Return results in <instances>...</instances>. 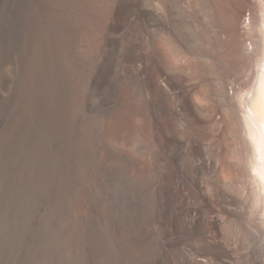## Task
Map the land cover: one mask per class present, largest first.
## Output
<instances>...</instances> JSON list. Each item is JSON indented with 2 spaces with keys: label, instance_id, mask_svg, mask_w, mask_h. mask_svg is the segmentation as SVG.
Returning a JSON list of instances; mask_svg holds the SVG:
<instances>
[{
  "label": "bare ground",
  "instance_id": "6f19581e",
  "mask_svg": "<svg viewBox=\"0 0 264 264\" xmlns=\"http://www.w3.org/2000/svg\"><path fill=\"white\" fill-rule=\"evenodd\" d=\"M34 2L55 36L50 54L55 66L45 49L25 50L29 72L22 82L17 78L20 90L0 137V164L17 152L22 140L28 145L22 160L28 168L10 169V175L7 171L5 203H0L7 233L21 230L20 220L30 217L29 201L41 191L37 185L43 175L36 161L45 159V121L60 78L67 106L77 117L87 108L86 92L92 97V83L94 90L109 94L120 107L111 120L116 138L139 153L135 161L117 146L100 143L120 163L126 185L135 193L130 204L121 205V218L126 223L132 210L139 225L133 232L125 224L120 236L116 221L110 220L108 264H137L143 249L155 259H172V264H236L243 233L251 231L250 239L255 231L264 242V0H0V104L5 92L18 87L16 36ZM95 45L104 52L98 60L92 56ZM122 88L136 99V108L118 99ZM135 117L138 127L130 123ZM130 169L143 178L133 177ZM90 194L80 201L92 210ZM50 202L49 219L41 220L37 231L45 252L37 255L38 261L35 256V264H92V219L67 209L62 198Z\"/></svg>",
  "mask_w": 264,
  "mask_h": 264
},
{
  "label": "rangeland",
  "instance_id": "374dc122",
  "mask_svg": "<svg viewBox=\"0 0 264 264\" xmlns=\"http://www.w3.org/2000/svg\"><path fill=\"white\" fill-rule=\"evenodd\" d=\"M33 4H36V5L31 7ZM29 6L30 7H28L27 16L25 18L26 19L25 22L27 21V23L23 22L24 24H22L21 29H20L21 32H19L20 35L18 34L16 36V38L19 37L20 39L16 40L18 42L17 43V48H18L17 50H19L18 51L19 54L17 55L18 57L16 59V61L18 60L16 62V64H17L16 67H18V68H16V70H18V72L16 71V74H18V73L19 74L17 75V77L16 76L14 77L15 86H16V84H17V86H18V84L20 86L21 82L24 80L25 76L29 72V69L27 68V67H29L28 63L26 65V62L28 60L27 58L29 57V53H27L28 51H31L32 49H37V51L43 52L45 49V54L47 56V60H49L48 62L50 64H52V61L54 60L52 55H50V54H52L53 44L55 43V36H54V33H52L53 30H51L50 25L48 23H46L45 19H43V21H42L43 14L41 13L42 12L41 7L39 5H37V3H35V2ZM36 7H37V9H36ZM30 8L31 9L34 8V9H32L30 11ZM28 15H30V16H28ZM44 21H45V24H44ZM33 24H35V25H33ZM31 26H32V28H31ZM23 27L25 30L23 29ZM43 27H45V28H43ZM48 28H49V30H48ZM27 29H28V32H27ZM49 31L51 32V34L49 33ZM44 32L48 33L47 35H49V36L44 34ZM45 35H46V38H45ZM43 37L46 39L44 48H42L43 47L42 40L44 39ZM47 38H49V40ZM22 41H23V43L24 42L25 43L22 44ZM95 46H96V48L94 46L92 48L93 49L92 50V56L98 60L99 57H101V55H103L102 53H104V52H103L102 48H100L97 45H95ZM21 48H22V50H21ZM96 54H97V56H96ZM21 56H23V57H21ZM25 56H26V58H25ZM50 58H53V59H50ZM50 60H52V61H50ZM23 62H24V64H23ZM54 62H55V60L53 61V65L55 66ZM95 62H97V61L94 60V62H92V68H94L93 66H95L94 65ZM53 65H51V66L53 67V69H55V67ZM25 68H27V69H25ZM24 72H26V73H24ZM17 78L20 80L22 78L23 79L20 82ZM56 78H57V76H56ZM57 79L54 82V86H55L54 88L55 89L53 88V90H52V95H51L52 101L50 100V105H49L50 108H48L49 111H47L48 112L47 115L49 117L46 116V121H45V123L46 122H48V123L45 124V131H44L45 132V134H44L45 140L48 141L49 139H51L50 140L51 144L47 141H45V143L47 142L46 144L44 143V145L46 147L45 149L46 150L49 149L50 152H48L44 149L45 155H43L44 157H42V160L45 158L44 160L46 162L44 160H43V162L36 161V165L38 166V168L40 165V172L43 175V179L38 182L39 185H37V187L40 188V190L43 192H41L39 190L40 192H38V195L36 197L37 201L35 199L33 200V202H31V200L29 201V203H28L29 205H28L27 209L29 211L31 210L30 211V217L28 219V216H26L27 218L24 217L20 220V223L22 225L21 227L24 229L21 228V230L19 229V231L17 230V232L13 233V235L12 234L10 235L7 233V230H6L7 221L0 220V264H29L31 262V260H33L32 262H34L35 258L37 257V255L39 253L43 254L45 252L44 249L40 247L41 245L37 240V236H38V232H39V224L42 221H48L49 213L47 211H50V208H51V204H49V203H51L50 201H52L56 197L64 199V201L66 203L65 206H67L66 207L67 209L70 206L69 210L72 209L75 213H79L83 216H88L89 219H92V225H91L92 228L90 226V229H89L90 232H88V235L92 240V264H108L106 250H107V246H108L107 240H108V238H110L109 231H108V228H109L108 223L110 222V220L113 219L112 221H116L115 223H116L117 235L121 236V234L123 232L125 233V228L123 227V226H125V224L126 225L130 224L131 228H133V232L138 231L139 225L137 224V221H135V219H134V217H136V214L133 213L131 215L130 212H132V210H130L128 217L131 218V221L127 217L128 219L126 218V223H125V220H123L124 218H121L122 216L120 215L121 213L119 212L120 211L119 209L121 208V205H124V202L128 205L135 199V193L133 192V195H132V192H131L132 190L130 191V189L127 187L128 186V185H126L127 182H125L124 177H123V173L120 169L121 168L120 163L112 160V158L109 155L107 156V154H105L101 149L102 143L108 144L110 146H117L121 150V153L128 156L129 158H131L135 161H138L136 159H140V157H138L139 156L138 150H135L136 148L134 146H132L129 143L128 144L123 143V141H121L122 139L116 138L117 133L115 132L114 128L112 127V123H111L112 121L111 120H113V118H114L113 113L116 111H118V112L120 111L119 105L116 106V104L111 102V100H110L111 98H109L110 96H108L109 94H106L104 92V90L103 91L100 90L102 92L94 90V86L92 83V97L87 92H86V94L84 93L85 98L83 97L85 102H86V105H87V108H85V109H87L88 112H87V110L85 111V109H84V111L82 112L84 115L81 114L78 116L79 117L78 118L72 112L70 106L69 107L67 106L69 104L66 102L67 101V94L65 92V88L61 84L60 78L58 80ZM58 83H60V84H58ZM18 87H16L17 89L14 87L12 89L13 91L11 90V91L5 92L3 94L4 99L2 98V103L0 104V115H2V113L5 115L1 116L3 119L0 118V125H1L0 126L1 127L0 137L4 133V129H5L6 125L8 126L9 120L11 119V114H10L12 111L11 109H13L15 106V100L17 98V96H16L17 91L20 90V87H19V89H18ZM244 87L247 88V85L246 86L244 85ZM241 88H243V85ZM246 88H243V89L245 90ZM127 90H129V89L128 88H124V89L122 88L121 93L118 94V99H120V100L125 99L126 101L125 100L124 101L126 104H128L129 106L131 104L133 107L136 108V105H137L136 102L137 101H135L136 99L134 100V99L130 98V95H129ZM94 91H96V92H94ZM14 92H16V93H14ZM53 92H54V94H53ZM6 93L8 94V96L6 95ZM10 93L13 96H11ZM14 94H15V96H14ZM10 97H12V98H10ZM6 99H8V100H6ZM9 100H12L11 103L8 102ZM128 100H130V101H128ZM12 102H14V103L12 104ZM7 103H8V105H7L8 107L6 106ZM10 105L12 106L11 108H10ZM62 105H64V106H62ZM2 106L5 107L3 109V110H6V111H4L5 113L2 112V109H1V108H3ZM53 107H54V109H53ZM7 109H8V111H7ZM53 111H54V113H53ZM54 114H57L58 116L54 115ZM4 118L6 121L4 120ZM5 122H7V123H5ZM130 123L134 127H138V125H139V122L137 121L136 117L133 119L131 118ZM2 127H3V129H2ZM58 130H59V132H58ZM86 130H87V132H86ZM49 133H50V135H49ZM47 134H48V136H47ZM88 135H89V137H88ZM57 139H58V141H57ZM23 141L24 140H22L21 146L18 147L19 150L17 149V152L15 154H13V153H12V155L9 154L5 158V161H3L0 164V183L2 182L0 184L2 187V188L0 187V192H1L0 193V203H1V205L5 203V188H6V186L8 187V184L6 185V183L8 182V177H9L8 175H10L12 173L11 170L14 171V170L19 169V168H26V169L28 168V162L22 161L23 155L27 151L26 146H28L27 144H23ZM118 142H120L121 144ZM47 144H48V147H47ZM50 147H52V148H50ZM91 149H92V151H91ZM46 153H48V155ZM52 155L54 157H52ZM14 156L16 158H14ZM46 156H48V157L46 158ZM9 158L11 159V162L9 161L10 160ZM13 161H14V163H12ZM16 161H17V163H15ZM9 162L11 164H9ZM37 163H39V164H37ZM41 163H43L44 165H42ZM12 166H13V169H12ZM24 166H27V167H24ZM43 168H46V169H43ZM5 169H8V170L5 171ZM44 170L45 171L47 170L48 172L47 171L45 172ZM7 171H8V175H7ZM130 173H133L131 175L132 176L134 175L133 177H135L136 179H138V177L141 175L137 170L135 171V169H133V170L130 169ZM141 178H143V177L141 176ZM44 181H45V183H44ZM40 182L45 184L44 185L45 187L43 186V184H40ZM44 190L47 191V194H48V195L46 194L47 196L45 195L46 191L44 192ZM86 191H89V192H87L88 194L91 193L90 196L92 198L91 199L92 200V210H91V208L87 207L89 205H84L80 201V198L83 195L87 194ZM130 194L132 197H134V199L130 198L131 197ZM127 195H128V197H127ZM43 196L45 198L44 200H42ZM48 196H49V198H48ZM50 196L51 197L53 196L52 199ZM2 197H3V199H2ZM126 198H128V199L126 200ZM121 199H122V201L125 199V201H123V203H121L122 202ZM47 200H49V202ZM34 201H36V203ZM30 202L33 204H31ZM39 202H40V204H39ZM23 203L26 206V202H23ZM115 203H116V205H115ZM34 204H35V206H34ZM45 204H47V205H45ZM1 205H0V207H1ZM30 205L34 209L31 208ZM41 205L44 207L40 209ZM83 206H85L87 208V210ZM35 207L36 208L39 207V208L36 209ZM110 207H112V209H110ZM113 209H114V211H113ZM41 210H43V212ZM36 211L38 213L40 211L41 215H37ZM45 211H46V213H45ZM91 211H92V216L89 215V214H91L90 213ZM33 212H34V214H33ZM112 212H114V215L116 217H114V216L112 218L110 217L113 215ZM35 213L37 216L32 217L33 215H35ZM26 215H27V213H26ZM130 215H131V217H130ZM33 218H37L38 221H37V219H35L36 222L33 221L34 220ZM103 220H105V221H103ZM31 221H32V224L34 223L33 224L34 228H33V225L30 226ZM132 221H135V222L133 223ZM134 225H135V227H133ZM162 225H164V224H162ZM35 226L36 227L38 226L37 229H35L36 228ZM145 227H144V229H145ZM5 230H6V232H5ZM160 230H161V233L165 232L163 226L160 228ZM28 232H30V233H28ZM89 233H92V235ZM249 233H247V232L243 233L244 237H242V239H241L242 244L236 248V250L237 251L239 250V252H237V251L235 252L236 256L234 255V260L236 258V261H235V262H237L236 264H251L253 259H254V264H264V249H263L264 248V242L258 237V235L256 234L255 231H254V233L252 232L253 233L252 235L250 234L251 236L249 239V235H247ZM24 234H26V235H24ZM245 234L248 236V238L246 237V241L244 240L245 236H246ZM33 235H36V236H33ZM24 238H26V239L24 240ZM195 240L197 241V238H195ZM249 241H250V243H249ZM183 242L185 243V245L189 244L188 240H186V239H184ZM30 251H32V252H30ZM147 253H150L151 260H148V258L150 259V257H147V255L149 256V254H147ZM142 255H143V257H142ZM38 257L36 258L37 261H38ZM139 257L142 260L139 258L140 261H138L137 264H157V263L161 264V262H162V264H164L165 262H163V261H166L165 264H169V263L172 264L174 262V261H172V259L167 260L168 258L164 260V258H166V256L164 258H160L161 260H158L159 258L155 259L153 257V254L149 251L147 252L145 249L140 251ZM154 260H155V262H154ZM81 263H83V262H80V260L79 261L76 260L74 264H81ZM33 264H35V262Z\"/></svg>",
  "mask_w": 264,
  "mask_h": 264
}]
</instances>
